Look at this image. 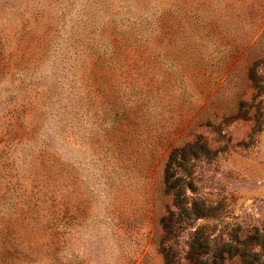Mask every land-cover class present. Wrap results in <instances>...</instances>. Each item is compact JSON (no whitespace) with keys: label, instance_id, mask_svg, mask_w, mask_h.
<instances>
[{"label":"rangeland","instance_id":"1","mask_svg":"<svg viewBox=\"0 0 264 264\" xmlns=\"http://www.w3.org/2000/svg\"><path fill=\"white\" fill-rule=\"evenodd\" d=\"M263 228L264 0H0V264H214Z\"/></svg>","mask_w":264,"mask_h":264},{"label":"trees","instance_id":"2","mask_svg":"<svg viewBox=\"0 0 264 264\" xmlns=\"http://www.w3.org/2000/svg\"><path fill=\"white\" fill-rule=\"evenodd\" d=\"M198 217H207V214L202 212ZM163 221L165 222V226L170 228L167 234H171L173 229L171 230L170 223H166L165 220ZM197 236L194 239L195 244H198L197 251L193 249V252L191 250L187 258L192 260L196 258L195 256L201 257L200 255H202L201 263L209 264L208 259L205 258L210 251L209 244L207 245V241L206 243L201 242ZM241 236V233H238L231 238V241L223 240V244L219 242V247L221 248L217 249L214 253V264H226L229 260L228 258H234L235 256L243 258L246 264H264V228L262 230L256 229L254 232L249 233L244 237L245 239H242ZM256 245L260 246V250H253Z\"/></svg>","mask_w":264,"mask_h":264}]
</instances>
